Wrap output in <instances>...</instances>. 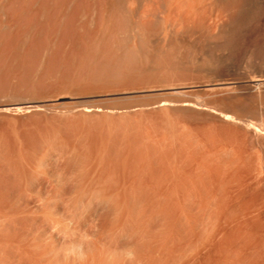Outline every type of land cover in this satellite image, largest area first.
<instances>
[{
  "label": "rangeland",
  "instance_id": "rangeland-1",
  "mask_svg": "<svg viewBox=\"0 0 264 264\" xmlns=\"http://www.w3.org/2000/svg\"><path fill=\"white\" fill-rule=\"evenodd\" d=\"M20 102L0 264H264V0H0Z\"/></svg>",
  "mask_w": 264,
  "mask_h": 264
},
{
  "label": "bare ground",
  "instance_id": "bare-ground-1",
  "mask_svg": "<svg viewBox=\"0 0 264 264\" xmlns=\"http://www.w3.org/2000/svg\"><path fill=\"white\" fill-rule=\"evenodd\" d=\"M195 1V0H194ZM227 1H241V0H227ZM229 6V5H228ZM168 104V103H167ZM35 105H32L31 103H3V104H0V110H2V111H10V110H16V111H21L22 109H32V107H34ZM225 116V115H224ZM226 118H232L231 116H229V115H227L226 116ZM252 126V125H251ZM254 127V126H253ZM255 129V132L256 131H260L259 129H257V128H254ZM208 250V253L209 254H211L209 251V249H206V251ZM203 251H205L204 249H203ZM208 253L207 252H205V253H203L202 252V254H203V256L204 257H202L203 259V261H202V263L203 264H205V263H208V260H207V258L209 259V257H208ZM195 256H197V255H195ZM198 258V257H197Z\"/></svg>",
  "mask_w": 264,
  "mask_h": 264
}]
</instances>
